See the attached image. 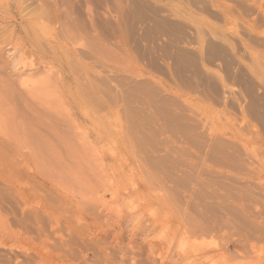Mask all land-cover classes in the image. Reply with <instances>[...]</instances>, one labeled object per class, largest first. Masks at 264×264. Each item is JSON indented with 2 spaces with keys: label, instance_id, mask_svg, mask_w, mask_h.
I'll return each mask as SVG.
<instances>
[{
  "label": "rangeland",
  "instance_id": "obj_1",
  "mask_svg": "<svg viewBox=\"0 0 264 264\" xmlns=\"http://www.w3.org/2000/svg\"><path fill=\"white\" fill-rule=\"evenodd\" d=\"M0 264H264V0H0Z\"/></svg>",
  "mask_w": 264,
  "mask_h": 264
},
{
  "label": "bare ground",
  "instance_id": "obj_2",
  "mask_svg": "<svg viewBox=\"0 0 264 264\" xmlns=\"http://www.w3.org/2000/svg\"><path fill=\"white\" fill-rule=\"evenodd\" d=\"M238 201V200H237ZM228 207V206H227ZM251 208V207H250ZM249 208V209H250ZM231 209H232V207H231ZM235 210V209H234ZM263 210V209H262ZM238 211V210H237ZM251 211V210H250ZM240 214H241V212H240ZM250 214V213H249ZM244 216V215H243ZM245 218V217H244ZM245 221V220H244ZM227 222V221H226ZM229 222V221H228ZM237 224V223H236ZM241 224H243V223H241ZM245 225V224H244ZM247 225V224H246Z\"/></svg>",
  "mask_w": 264,
  "mask_h": 264
}]
</instances>
